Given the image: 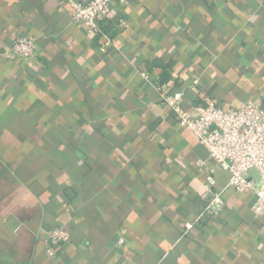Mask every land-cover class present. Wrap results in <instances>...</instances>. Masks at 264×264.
Instances as JSON below:
<instances>
[{
  "label": "crops",
  "instance_id": "1",
  "mask_svg": "<svg viewBox=\"0 0 264 264\" xmlns=\"http://www.w3.org/2000/svg\"><path fill=\"white\" fill-rule=\"evenodd\" d=\"M80 1L0 0V264H264L254 194L162 101L264 106V0H114L97 38L71 19ZM18 36L34 58L2 56ZM208 187L223 206L197 219Z\"/></svg>",
  "mask_w": 264,
  "mask_h": 264
},
{
  "label": "built area",
  "instance_id": "2",
  "mask_svg": "<svg viewBox=\"0 0 264 264\" xmlns=\"http://www.w3.org/2000/svg\"><path fill=\"white\" fill-rule=\"evenodd\" d=\"M71 19L80 22L90 37L99 34V21L112 19L114 0H82L72 3ZM34 39L18 36L2 56L6 59H28L36 56ZM162 101L175 116L178 125L189 130L202 145L208 158L222 172L228 174L227 186L237 193H253L251 206L254 216L264 217V106L247 101L238 106L223 105L209 95H200L199 102L187 105L182 93H164ZM257 172L258 185L250 172ZM211 184L212 180L208 179ZM222 191L209 187L207 203L197 219L219 212L223 206ZM186 228L191 224L187 223ZM69 234L62 227L46 233V254L54 257Z\"/></svg>",
  "mask_w": 264,
  "mask_h": 264
},
{
  "label": "trees",
  "instance_id": "3",
  "mask_svg": "<svg viewBox=\"0 0 264 264\" xmlns=\"http://www.w3.org/2000/svg\"><path fill=\"white\" fill-rule=\"evenodd\" d=\"M117 31V25L112 19H105L102 21H99V34L94 37L97 38L99 36H108L112 37L114 33ZM153 65L160 66L162 69V72L160 74V78L158 81V85H161L164 83L166 80L170 78L169 74L167 73V68L169 67V64H162L160 61L155 60ZM197 103V102H196Z\"/></svg>",
  "mask_w": 264,
  "mask_h": 264
}]
</instances>
